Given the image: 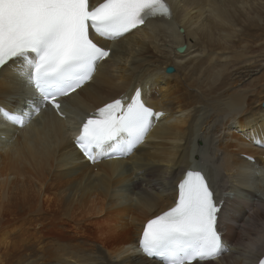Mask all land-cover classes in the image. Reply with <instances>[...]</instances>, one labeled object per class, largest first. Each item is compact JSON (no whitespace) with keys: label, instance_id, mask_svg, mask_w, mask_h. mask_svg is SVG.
I'll return each mask as SVG.
<instances>
[{"label":"bare ground","instance_id":"1","mask_svg":"<svg viewBox=\"0 0 264 264\" xmlns=\"http://www.w3.org/2000/svg\"><path fill=\"white\" fill-rule=\"evenodd\" d=\"M169 3L171 18L110 43L93 78L62 99L64 118L44 112L0 138V264H162L135 242L173 203L185 169H203L220 197L246 186L245 176L264 184V65L235 68L264 44V0ZM18 68L0 70V103L31 91ZM136 88L163 111L143 144L126 159L81 160L69 131ZM235 197L222 224L228 249L209 264H256L264 250V200L252 190Z\"/></svg>","mask_w":264,"mask_h":264},{"label":"snow or ice","instance_id":"2","mask_svg":"<svg viewBox=\"0 0 264 264\" xmlns=\"http://www.w3.org/2000/svg\"><path fill=\"white\" fill-rule=\"evenodd\" d=\"M171 14L167 0H0V69L18 64L17 76L39 96L19 110L0 104V119L23 127L40 106L60 110L59 98L91 80L110 55L96 37L119 39L152 18ZM162 115L136 88L130 97L114 99L89 115L75 144L92 162L117 151L128 153L152 119ZM172 200L143 227L140 249L164 264H209L226 250L218 230L222 202L203 172L191 168L176 182Z\"/></svg>","mask_w":264,"mask_h":264},{"label":"rangeland","instance_id":"3","mask_svg":"<svg viewBox=\"0 0 264 264\" xmlns=\"http://www.w3.org/2000/svg\"><path fill=\"white\" fill-rule=\"evenodd\" d=\"M250 55H253L255 58H252ZM245 56H250L251 60L250 59L248 60V58H245ZM241 57L242 58H240V59H242V60H238V61L235 62V68H237L238 70L242 69V67H245V66H248V65L257 64V63H261L262 65H264V44L262 45V47H260V48L258 47V48L254 49L250 53H244L243 55H241ZM241 63H242V65H241ZM263 102H264V100H263ZM199 140H201V139H199ZM202 143H203V141H202ZM253 168H254V166H253ZM262 169H263V181H264V168H262ZM256 171H258V170H256ZM252 172H253V170H252ZM258 173L260 174L261 172L258 171ZM253 175H254V173H252V177L256 178ZM258 178H260V177H258ZM251 185L253 187L252 190H254V194L259 195L261 197V199L264 200V184L259 186L258 184H255V183L251 182ZM49 258H50V256H49ZM211 262H213V261H211Z\"/></svg>","mask_w":264,"mask_h":264},{"label":"water","instance_id":"4","mask_svg":"<svg viewBox=\"0 0 264 264\" xmlns=\"http://www.w3.org/2000/svg\"><path fill=\"white\" fill-rule=\"evenodd\" d=\"M182 29H180V31H181ZM182 49V50H181ZM185 50V46L184 45H182V46H179V47H177V49H176V51L177 52H183ZM174 71V69H173V67L172 66H168L167 68H166V72H173ZM263 105H264V103H263Z\"/></svg>","mask_w":264,"mask_h":264}]
</instances>
